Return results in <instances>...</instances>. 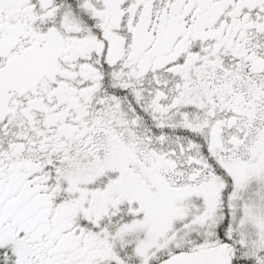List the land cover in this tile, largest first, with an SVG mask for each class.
I'll list each match as a JSON object with an SVG mask.
<instances>
[{
  "label": "snow or ice",
  "instance_id": "obj_1",
  "mask_svg": "<svg viewBox=\"0 0 264 264\" xmlns=\"http://www.w3.org/2000/svg\"><path fill=\"white\" fill-rule=\"evenodd\" d=\"M0 264H264V0H0Z\"/></svg>",
  "mask_w": 264,
  "mask_h": 264
}]
</instances>
